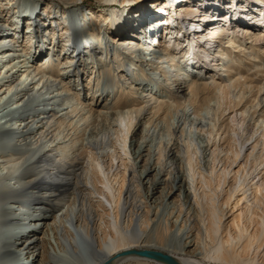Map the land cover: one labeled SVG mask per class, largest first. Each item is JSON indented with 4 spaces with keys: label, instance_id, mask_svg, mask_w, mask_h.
Masks as SVG:
<instances>
[{
    "label": "bare ground",
    "instance_id": "6f19581e",
    "mask_svg": "<svg viewBox=\"0 0 264 264\" xmlns=\"http://www.w3.org/2000/svg\"><path fill=\"white\" fill-rule=\"evenodd\" d=\"M82 1L0 0V264H264V0Z\"/></svg>",
    "mask_w": 264,
    "mask_h": 264
},
{
    "label": "rangeland",
    "instance_id": "374dc122",
    "mask_svg": "<svg viewBox=\"0 0 264 264\" xmlns=\"http://www.w3.org/2000/svg\"><path fill=\"white\" fill-rule=\"evenodd\" d=\"M143 1H146V0H113L112 1V3H108L107 5H105V6H103V3H102V1H101V3H97V0H83L82 1V3L80 2V4H81V7L83 8V9H96V8H100V7H107V8H117V9H120V8H122V9H131V10H133V9H135L136 7H138V6H140V3H142ZM186 2V1H185ZM185 2H183V1H177V3H175V5L173 6L174 8H173V14L175 13V12H177V11H181L182 9H181V6H183L184 4H186ZM206 2H208V4L206 3ZM210 2V0H206L205 2H199V3H197V2H195L194 3V5H198L199 7H200V9L201 10H203V11H206V12H204L205 13V15L206 16H211V17H213L214 15L216 16H214V19L215 18H217L218 17V15H216V14H219V15H223L224 13H226L227 12V6H232L233 8H231V9H234V6H235V4H236V1L234 2V1H232V0H216L215 2H213V3H209ZM229 3V4H228ZM178 4H180V5H178ZM187 4H189V5H191V3H187ZM240 5V4H239ZM122 6V7H121ZM180 6V7H179ZM162 9V11L163 12H161V13H157L156 15H155V17H157V19L155 20V21H159V24H161V21H163V19H165V18H167V17H169V11L170 10H168L167 8H165V7H162L161 8ZM174 9H175V11H174ZM166 12V13H165ZM169 12V13H168ZM180 13H182V12H180ZM172 14V15H173ZM208 14V15H207ZM264 14V13H263ZM202 15H204L203 13H202ZM201 15V16H202ZM127 16H131L130 14H127ZM154 17V16H153ZM211 17H210V19L208 20L207 18L205 19V20H200V22H207L206 24L208 25V24H210L211 22H212V20H211ZM225 17H229V14H226L225 15ZM209 18V17H208ZM130 19V18H129ZM131 19H135V18H133V16H132V18ZM159 19H162V20H159ZM174 20H170V24L172 25V26H174V25H178L180 22H182V21H185V22H187V23H193L195 26H196V19H192L191 21H189V20H185L184 18H173ZM213 19V20H214ZM137 20H139L140 21V19H137ZM126 21H128V20H126ZM141 24V23H140ZM170 24H168V25H170ZM205 24V25H206ZM203 26L202 24H201V26H196L195 28H196V30H198V31H204L205 29H206V26ZM245 26H248V25H245ZM203 33V32H202ZM146 58H148L147 56H145V59ZM149 61H145V63H148ZM213 63H214V61H213ZM116 81V80H115ZM105 82L107 83V80H105ZM9 114V113H8ZM2 116H4V115H2ZM7 119H10V117H7ZM9 228H10V226H8V225H0V234H3V233H6V235H8V230H9ZM14 228H12V231L10 232V234L13 232V231H15L16 232V230H18V229H14ZM3 243H5V242H3ZM3 243L1 242L0 243V248L2 247V245H3ZM19 255V254H18ZM1 262V261H0Z\"/></svg>",
    "mask_w": 264,
    "mask_h": 264
},
{
    "label": "water",
    "instance_id": "95a60500",
    "mask_svg": "<svg viewBox=\"0 0 264 264\" xmlns=\"http://www.w3.org/2000/svg\"><path fill=\"white\" fill-rule=\"evenodd\" d=\"M136 254L139 256L148 258V259L155 260L157 262L164 263V264H178L172 258L162 255L160 253H156V252H137Z\"/></svg>",
    "mask_w": 264,
    "mask_h": 264
}]
</instances>
